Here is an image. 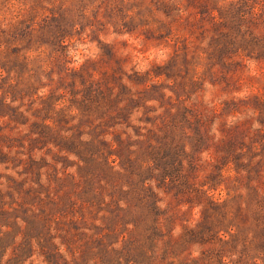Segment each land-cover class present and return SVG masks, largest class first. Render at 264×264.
<instances>
[{"label": "rangeland", "instance_id": "obj_1", "mask_svg": "<svg viewBox=\"0 0 264 264\" xmlns=\"http://www.w3.org/2000/svg\"><path fill=\"white\" fill-rule=\"evenodd\" d=\"M0 264H264V0H0Z\"/></svg>", "mask_w": 264, "mask_h": 264}]
</instances>
